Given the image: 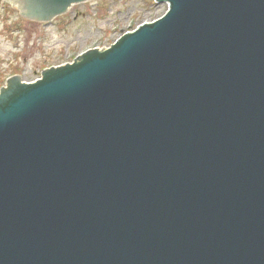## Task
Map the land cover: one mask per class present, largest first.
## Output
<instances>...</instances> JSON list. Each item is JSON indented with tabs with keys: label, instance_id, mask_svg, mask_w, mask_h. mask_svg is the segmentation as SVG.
Instances as JSON below:
<instances>
[{
	"label": "water",
	"instance_id": "1",
	"mask_svg": "<svg viewBox=\"0 0 264 264\" xmlns=\"http://www.w3.org/2000/svg\"><path fill=\"white\" fill-rule=\"evenodd\" d=\"M157 2L1 86L0 264H264V0Z\"/></svg>",
	"mask_w": 264,
	"mask_h": 264
},
{
	"label": "rangeland",
	"instance_id": "2",
	"mask_svg": "<svg viewBox=\"0 0 264 264\" xmlns=\"http://www.w3.org/2000/svg\"><path fill=\"white\" fill-rule=\"evenodd\" d=\"M167 9L154 0H90L44 24L22 18L0 0V88L9 76L20 81L39 77L42 70L74 59L92 47H104L142 22Z\"/></svg>",
	"mask_w": 264,
	"mask_h": 264
}]
</instances>
